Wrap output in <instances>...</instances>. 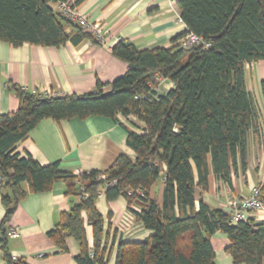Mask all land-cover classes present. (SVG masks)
I'll list each match as a JSON object with an SVG mask.
<instances>
[{"label": "trees", "instance_id": "16d2710c", "mask_svg": "<svg viewBox=\"0 0 264 264\" xmlns=\"http://www.w3.org/2000/svg\"><path fill=\"white\" fill-rule=\"evenodd\" d=\"M66 1L0 0V42L60 47L88 39L100 44L58 11V4ZM177 5L186 31L173 39V45L138 50L119 40L111 53L128 69L110 85L96 83L93 94L38 98L15 89L17 110L0 115V195L6 209L0 251L6 264L26 262L10 256L4 225L27 194L48 192L57 182H63L66 195L77 201L60 215L47 237L63 253L65 239L73 238L79 247L76 264H106L103 218L95 206L98 193L107 201L123 197L128 207L140 205L135 218L152 232L142 242L120 241L114 264H215L211 238L217 232L226 235L233 264H264L263 224L253 217L232 224L227 211L211 208L202 199L195 210V192L208 190L211 173L230 183L237 160L245 170L247 135L258 130L245 65L264 61V0H179ZM188 32L209 46L177 47ZM157 78L168 80L173 88L155 93ZM260 90L264 100V80ZM105 92L109 95L102 97ZM92 116L113 121L117 116L133 117L143 125L132 123V129L121 124L134 160L121 154L105 171L69 173L58 163L40 166L29 154L16 152L43 120ZM162 174L158 204L149 193ZM257 188L264 197L262 187ZM83 213L93 231L92 248L86 241Z\"/></svg>", "mask_w": 264, "mask_h": 264}, {"label": "crops", "instance_id": "0c3cea01", "mask_svg": "<svg viewBox=\"0 0 264 264\" xmlns=\"http://www.w3.org/2000/svg\"><path fill=\"white\" fill-rule=\"evenodd\" d=\"M72 4L76 0H68ZM179 0H84L77 10L88 20L98 23L104 33V43L84 40L74 46L67 42L60 47H39L23 44L18 47L0 42V115L17 110L19 100L15 89L32 94L52 93L86 95L96 91V83L104 86L122 77L128 66L114 58L111 48L124 40L138 50L168 48L173 39L183 34L186 27L180 22ZM56 8V5H53ZM182 21V20H181ZM153 87L157 94H166L173 84L157 78ZM264 80V61L245 65V81L256 112L258 130L247 135L245 170L239 160L231 170L230 183L209 176L206 192H195V210L202 199L211 208L229 211V203L237 198L248 197L252 188L260 186L264 194V100L260 82ZM104 90H108L105 87ZM109 118L92 116L87 119L72 118L59 122L43 120L19 143L16 152L29 154L40 166L58 163L63 172L77 173L90 170L105 171L121 154L134 160V152L127 146V134L122 125L142 128L135 118ZM133 123V124H132ZM122 124V125H121ZM137 132H140L138 129ZM164 175L152 186L149 196L162 203ZM66 195L63 182L55 183L51 190L27 194L18 204L4 231H16L15 237H7L6 245L11 257L23 259L26 264H76L79 254L76 241L65 239L67 252L63 253L47 237L62 213L68 212L74 202ZM96 209L103 218L102 246L105 243L106 264H114L118 243L142 242L152 234L136 220L141 211L138 204L128 207L120 197L107 201L102 194L96 201ZM6 209L0 195V223ZM85 221L86 241L93 245V231L88 217ZM3 234L0 232V241ZM215 264H233L226 252V235L217 232L211 238ZM0 264H6L0 251Z\"/></svg>", "mask_w": 264, "mask_h": 264}, {"label": "built area", "instance_id": "2783aa9c", "mask_svg": "<svg viewBox=\"0 0 264 264\" xmlns=\"http://www.w3.org/2000/svg\"><path fill=\"white\" fill-rule=\"evenodd\" d=\"M58 11L62 16L79 26L84 32L90 33L93 38L99 43H104V33L102 27L93 21L88 20L85 16L78 12L76 8L72 6L70 1L61 2L57 6ZM180 22H182L180 20ZM203 44L204 48L208 47V44H204L201 37L194 33H186L178 41L176 46L180 49H190ZM38 98H50L56 96L52 93L37 94ZM156 98V94L153 95ZM78 173V172H77ZM104 178V177H103ZM109 185H112L111 183ZM138 196H142V192H137ZM102 193H98L100 197ZM82 198H86V194H82ZM228 213L231 216L232 224L239 221H245L250 217H253L256 223L264 225V197L257 187L252 188L248 197L237 198L229 203ZM16 231L9 230L6 233L7 237H15Z\"/></svg>", "mask_w": 264, "mask_h": 264}, {"label": "water", "instance_id": "95a60500", "mask_svg": "<svg viewBox=\"0 0 264 264\" xmlns=\"http://www.w3.org/2000/svg\"><path fill=\"white\" fill-rule=\"evenodd\" d=\"M109 95V92H105L102 94V97Z\"/></svg>", "mask_w": 264, "mask_h": 264}]
</instances>
